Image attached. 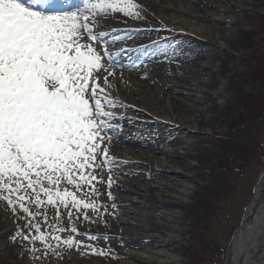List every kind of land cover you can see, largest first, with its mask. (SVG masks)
<instances>
[{
  "label": "snow or ice",
  "instance_id": "snow-or-ice-1",
  "mask_svg": "<svg viewBox=\"0 0 264 264\" xmlns=\"http://www.w3.org/2000/svg\"><path fill=\"white\" fill-rule=\"evenodd\" d=\"M64 7L75 10L51 11ZM139 9L135 0H0V200L17 216L13 243L34 259L61 246L96 251L76 239L81 233L72 221L74 212L89 220L88 210L98 211L83 198L98 194V158L111 171L104 133L116 118L108 109L117 101L107 93L116 73L105 63L113 53L98 19L117 13L138 19Z\"/></svg>",
  "mask_w": 264,
  "mask_h": 264
},
{
  "label": "bare ground",
  "instance_id": "bare-ground-1",
  "mask_svg": "<svg viewBox=\"0 0 264 264\" xmlns=\"http://www.w3.org/2000/svg\"><path fill=\"white\" fill-rule=\"evenodd\" d=\"M135 2L144 9H139L141 16L138 19L127 18L119 13L98 19V23L103 26L100 31L107 33L101 39L107 41L108 51L113 53L112 62L108 63L106 60L105 63L116 73L115 76L109 77L111 87L107 88V93L117 101L118 106L108 109L115 113L116 118L110 121L111 127L104 133L105 144L109 149L111 171L109 172L108 165L102 164L99 158L97 160L101 167L96 170L95 174L102 178V182L95 183L98 194L92 195V198L97 201L98 218L79 231L82 235L90 233L98 237H107L103 239L104 241H100L104 247L98 249L96 253V256L102 260L109 257L113 261H118L126 256L124 246L136 247L142 242L158 247L164 255L171 253L182 257L184 249L182 241L187 239L194 241L193 233L196 231L194 227L191 229L192 234L188 235L175 229V226L186 225L188 221L193 223L192 216L199 214L200 211L194 210V206H197V194L200 190H194L188 185L194 184L196 187H201L199 180L207 179L206 169L213 165L214 157L207 149L214 151L216 149L210 144L211 137L203 135L200 131L205 127L215 129L227 113L226 104L214 100V98L223 97L228 91L226 86L219 85L218 80L228 76L231 69L228 61L230 57L238 59L241 54H246L251 50L249 35L251 29H248L242 22L251 20L252 9L245 5L253 8L260 4V0H241V4L229 3V5L219 4L220 2L213 3L210 0H135ZM80 3L81 0L78 4ZM175 3L184 5L191 11H176L175 13L172 6ZM211 9L220 10L224 16L234 13L237 16L238 29L233 30L235 24L213 18L210 14ZM192 10H200L203 14L194 15L191 13ZM150 11L154 12L163 22L155 20L149 13ZM168 14L169 17L166 19ZM223 25L226 27L224 28ZM149 27L160 30L159 35L164 39L153 44H146L140 49L134 48L135 45L140 44L139 42L146 34H153ZM213 29L221 30L222 37L227 40L231 48L238 50L240 54L234 56L217 43L205 40V37L210 34L213 38L219 39V34L213 32ZM190 31L198 37L191 36ZM252 31L255 29L252 28ZM97 47L99 50L100 46L97 45ZM124 53L130 55L126 60L123 59ZM181 61H184L185 65ZM202 62L207 64L202 65ZM188 71L202 73L203 76L197 80V84L190 85L191 79L185 74ZM100 82L103 86L102 79ZM151 83L157 85L150 86ZM175 86L190 87L199 93L196 95L195 106H191L196 116L194 119L190 117L189 120L191 124H194L197 132H190L185 136L194 141L188 142L181 139L176 135L181 127L175 126V135L171 133L161 135L163 141H157L156 150L153 151L150 149L153 141L144 137V134L124 133L114 124L123 121V115L120 113L125 111L136 117L154 114L165 118V115L173 112V108L180 103V98H177L175 93L181 91ZM135 89L138 100L135 96ZM145 91L147 93H143ZM118 98L125 99L148 112L123 105ZM231 106L236 112L238 111L235 104ZM178 115L182 118L186 116ZM137 123L142 130L148 127V124L141 121ZM159 123L169 128L170 124L161 121ZM108 137L111 139L108 140ZM142 147H147V150ZM139 158L154 159L157 163L163 162L164 172H154L150 168H145V165L136 161ZM135 166L145 168L149 172L148 180L163 181L155 187L163 190L168 196L177 195L180 200L133 197L132 193L138 189L140 180H142L141 174L132 169ZM109 176L112 179L110 188L107 184ZM149 189L151 191V188ZM109 192H111V197L108 195ZM124 194L129 196L126 197ZM123 208H131L134 211L141 208L151 211L155 208L168 211L174 209L176 210L175 215L168 221L173 227H168L160 217H155L149 224L142 220L136 222L124 218L118 215V213L125 212ZM113 217L117 218V221ZM136 227L151 228L159 231L161 235L141 237L135 229H130ZM114 243L116 247L112 249ZM101 250L104 254H100ZM228 257V264H264V171L256 180L252 199L245 209L244 222L232 238ZM165 262L175 264L170 259ZM66 263L76 264L75 261ZM122 264L134 263L124 261ZM152 264L158 263L155 261Z\"/></svg>",
  "mask_w": 264,
  "mask_h": 264
},
{
  "label": "rangeland",
  "instance_id": "rangeland-1",
  "mask_svg": "<svg viewBox=\"0 0 264 264\" xmlns=\"http://www.w3.org/2000/svg\"><path fill=\"white\" fill-rule=\"evenodd\" d=\"M210 1L217 4L220 2L219 4L223 5H229V3L241 4V0ZM172 6L175 13L176 11H191L190 8L179 3H175ZM245 6L252 9L251 20H243L242 22L248 29H251L249 33L251 37V50L249 49L250 51L246 54H241L238 59L232 57L228 59L229 65L231 66L228 76L225 79L218 80L220 83L218 84L220 86H226L228 91L223 97L214 98L215 101L226 104L227 113L218 127L215 129L205 127L200 131L203 135L211 137L210 144L216 151L210 148L207 149L213 155L214 159L212 167L206 169L207 179L199 180L201 187H196L194 184L188 185L194 190H200L197 194V206H194V210L197 209L200 212L198 215L192 216L194 224L188 221L186 225L181 224L175 226V229L188 235L192 234V227L196 229L193 233L194 241L192 239L182 241L184 244L183 256L180 257L171 253L164 255L158 247L147 242H142L140 246L136 247L124 246L126 256L118 261H113L109 257L102 260L99 256H96V253L98 249L104 247L103 243H100V241H104V238L99 237L96 240H88L81 233V235L76 236V239L84 241L85 244L93 245L96 249L95 252L89 248L68 249L65 246H61L59 251H52L46 257L43 256L42 252H37L35 256H41L42 258L34 259L33 254L26 250V246H21L19 242L13 243L11 237L17 230V216L13 215L6 202L0 200V264H67L66 262L69 263V261H75L76 264H122L124 261H132L134 264H152L155 261L158 264H171L165 262L168 259L174 261L175 264H228V249L232 238L244 222L245 209L252 199V192L256 180L261 172L264 171V0H260L259 6L253 8L248 5ZM72 10H75V8L64 7L55 11ZM140 10L144 9L140 7ZM149 13L155 20L163 22V20L157 18L154 12L150 11ZM191 13L200 16L203 14L200 10H192ZM210 14H212L213 18L235 24L233 25V30L238 29L236 24L237 16L234 13L224 16L220 10L211 9ZM168 17L169 14L166 16V19ZM223 27L225 28L226 26L223 25ZM252 28L255 31H252ZM149 30L153 34H146L142 37V43L139 42L140 44L135 45L134 48L140 49L146 44H153L164 39L159 35L160 30L152 27H149ZM220 31L219 29H213V32L219 34V39L213 38L210 34L205 37V40L211 43H217L222 49L229 50L234 56L239 55V51L231 48L227 40L222 37ZM190 35L198 37L197 34L191 31ZM129 56L128 53H124L123 59L126 60ZM181 63L184 64L185 62L181 61ZM206 64L202 62V65ZM185 74L191 79L189 81L190 85L197 84V80L203 76L202 73L190 71ZM149 85L154 86L157 84L151 83ZM158 87L160 88L159 85ZM175 88L181 91L175 93V96L180 98V103L175 106L176 108H173V112L165 115V118L154 114L136 117L132 113L125 111L120 113L123 115V121L114 124L124 133H131L133 135L139 133L144 134V137L153 141V146L151 145L150 147L153 151L156 150V142L163 141L161 135L168 133L175 135V126L181 127L180 132L176 134L181 139L188 142L194 141L185 138V136L190 132H197L194 124H191L189 120L190 117L194 119L196 116L191 106H195L196 95L199 93L186 86H175ZM143 93H147V91ZM135 96L138 100L137 90ZM118 100L123 105L133 106L148 112L146 109L136 106L125 99L118 98ZM233 104L237 106V112L231 106ZM178 114L186 116L182 118ZM138 121L148 124V127L142 130L138 126ZM159 121L170 124L169 128L161 126ZM142 148L146 149L147 147ZM160 157L162 156L160 155ZM136 161L145 165V168L152 169L154 172H164L165 170L164 163H157L154 159L139 158ZM145 168L137 166L132 168L136 172H139L142 177L138 189L132 193L133 197L139 199L145 196L147 198H164L169 201L180 200L177 195L168 196L164 194L163 190L155 187L159 182L163 181L156 179L148 180L147 175L149 172ZM149 188H151V191ZM124 196L127 197L129 195L124 194ZM83 198L94 200L92 196H85ZM94 201L97 202L96 200ZM123 209L125 212L122 214L118 213V215L132 221L141 222L142 220L149 224L155 217H160L162 221L167 223L166 225L168 227H173L168 221L175 215L176 210L174 209L172 211L160 208H155L153 211L147 208H141L138 211H134L131 208ZM35 210L33 208V211ZM48 214L50 217L54 216V210L49 208ZM87 214L90 218L89 220H84L82 214L80 219H76L74 212L72 223L75 224L78 230L81 228L84 229L93 220L98 218L97 211L88 210ZM20 215L23 214L20 213ZM114 220L117 221V218H114ZM51 222L55 223L54 220ZM61 223L63 227H69L67 214L63 210ZM125 225L128 226L129 224ZM19 226H24L23 220H20ZM130 229H135L141 237H158L161 235L159 231L151 228L136 227ZM61 235L66 238L71 233L64 232ZM36 247L41 248L42 246L37 242ZM115 247L116 244L114 243V246L111 248L115 249Z\"/></svg>",
  "mask_w": 264,
  "mask_h": 264
}]
</instances>
